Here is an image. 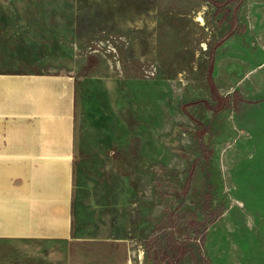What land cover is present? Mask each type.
Instances as JSON below:
<instances>
[{
	"label": "rangeland",
	"instance_id": "1",
	"mask_svg": "<svg viewBox=\"0 0 264 264\" xmlns=\"http://www.w3.org/2000/svg\"><path fill=\"white\" fill-rule=\"evenodd\" d=\"M10 53L76 76L79 232L264 264V0H0Z\"/></svg>",
	"mask_w": 264,
	"mask_h": 264
},
{
	"label": "crops",
	"instance_id": "2",
	"mask_svg": "<svg viewBox=\"0 0 264 264\" xmlns=\"http://www.w3.org/2000/svg\"><path fill=\"white\" fill-rule=\"evenodd\" d=\"M20 60L0 56V264H135L129 239L77 230L76 76Z\"/></svg>",
	"mask_w": 264,
	"mask_h": 264
},
{
	"label": "bare ground",
	"instance_id": "3",
	"mask_svg": "<svg viewBox=\"0 0 264 264\" xmlns=\"http://www.w3.org/2000/svg\"><path fill=\"white\" fill-rule=\"evenodd\" d=\"M196 21L201 23V26H205V20L203 18V13L202 12L198 15V18L196 19Z\"/></svg>",
	"mask_w": 264,
	"mask_h": 264
},
{
	"label": "built area",
	"instance_id": "4",
	"mask_svg": "<svg viewBox=\"0 0 264 264\" xmlns=\"http://www.w3.org/2000/svg\"><path fill=\"white\" fill-rule=\"evenodd\" d=\"M139 257L141 258V253H140V251H139ZM142 260H140V262H141ZM142 263V262H141Z\"/></svg>",
	"mask_w": 264,
	"mask_h": 264
}]
</instances>
